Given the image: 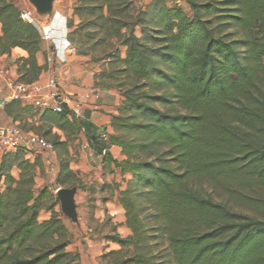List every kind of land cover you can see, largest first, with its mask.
Instances as JSON below:
<instances>
[{
	"label": "trees",
	"instance_id": "obj_1",
	"mask_svg": "<svg viewBox=\"0 0 264 264\" xmlns=\"http://www.w3.org/2000/svg\"><path fill=\"white\" fill-rule=\"evenodd\" d=\"M20 13L16 0H0V56L26 51L19 81L33 83L46 70L36 57L43 42ZM73 15L79 24L68 39L80 37L92 62L104 60L96 50L106 42L125 48L123 58L118 48L105 55L120 58L125 79L113 86L122 93L113 134L101 141L87 115L69 110L41 120L65 134L50 138L56 150L69 153L84 134L96 154L105 152L104 165L130 176L118 203L132 235L106 237L136 250L119 264H158L151 241L162 236L174 264H264V0H77ZM5 112L20 127L33 111L11 101ZM112 147L124 160L112 158ZM42 170L41 157L24 150L1 159L0 264L77 260L66 250L58 198L47 188L36 194ZM73 178L62 160L57 184L74 186ZM44 211L50 218L40 221ZM150 220L158 225L150 229Z\"/></svg>",
	"mask_w": 264,
	"mask_h": 264
},
{
	"label": "rangeland",
	"instance_id": "obj_2",
	"mask_svg": "<svg viewBox=\"0 0 264 264\" xmlns=\"http://www.w3.org/2000/svg\"><path fill=\"white\" fill-rule=\"evenodd\" d=\"M16 1L20 9L28 8V7L33 9V7L30 5V3L27 0H16ZM64 1L66 4H68L67 0ZM131 1L134 2V0ZM55 2H57V0ZM179 2H180L179 0L172 1L173 4L175 3L180 4L181 2L180 3ZM66 4H64V7H67ZM186 10L189 11L187 7ZM49 21L45 20L44 23H48ZM73 28L75 27H72V30L70 31L71 33L76 29ZM72 38H73L72 44L78 51H81L82 53H86V54L87 52L91 51L88 48V46L84 44L83 40L82 39H81L82 41L80 40V37H77V35L74 36L73 34ZM117 48L120 50L121 57L123 58V56L125 55V48L121 47L114 40L110 43L106 42L103 48L96 50L97 55L100 58L104 59V60H100V62L101 63L105 62L108 64V69L106 70V72H104L106 77L103 81L107 83V85H110L112 87L114 86L116 88L119 84L125 81V79L122 76H119L117 74V71L121 70L123 66L120 63V58L115 59L112 56H105V55L111 52H112L111 54L115 53ZM124 87L125 89L129 88L127 85H125ZM117 90L120 92L119 89ZM32 115L33 112L30 114H25L26 117ZM25 116L23 120L18 123L19 124L21 123L20 127L22 129L25 128L26 130H28L32 125L31 123L28 122V117L26 118ZM0 121L4 122L1 118ZM12 123H14V121ZM33 129L37 132L36 134H39L40 132L43 133L44 130L43 128H41L40 125L38 126L34 125ZM41 136L44 135L41 134ZM44 137L46 138V136ZM106 142L109 143V134H108V140ZM91 147L92 146L90 145L88 138L85 135L83 136L80 135L73 143H71V148L69 149V153L65 152L63 149L61 150L55 149L54 154L51 156L41 155L43 170L38 172L36 178V188H35L36 194L40 190L47 188L55 195V197H57L56 191L59 188H74V187L78 188V192L76 195V203L78 205V215H79L78 225L74 224L70 219L64 216L61 210L60 202L55 207V211L59 213V215H61V218L63 219L65 225L67 226L70 232L69 235L70 245L66 250L70 253H73L74 256H77V260L75 261L74 264H119L120 262L126 261L131 257H133L136 253V250L133 247H121L117 244H116L117 246H112L111 244L114 243L108 242L106 240V237L115 235L116 233L111 234L113 231H115V230L112 231V229H114L113 226L114 224L112 223L111 217L107 213H104L103 214L104 216L100 217L101 212L103 211V208L100 205V201H102L103 198L106 199L112 198L115 193L119 191H123L125 188L118 189L115 187V184H111V185L105 184L108 186H104L102 184V182L112 183L113 180H111L110 178L113 175V173L110 170V168H108V165H104L103 162L104 155L94 154ZM35 153L36 154H34L32 160H35L36 155L41 154L39 151H35ZM121 156H122V152H121ZM2 157L3 154H0L1 159ZM122 158L124 160V156H122ZM62 160L64 162H67L71 170L75 173V179L74 178L72 179L73 182L75 181L74 186L73 184H71L65 187L64 186L61 187L60 185L57 184V177L60 172V163L62 162ZM53 166L54 168H56V171L54 173L49 172L50 167ZM112 167L115 166L112 165ZM117 172L118 174H120L119 170H117ZM121 176L122 175L120 174V177L118 178L119 184L124 183L126 186L125 182L130 178L127 179L125 178L126 176H122V177ZM112 187H114V189H111ZM119 196L120 195L118 193L117 197L119 198ZM47 218H49V215L44 211L42 212V215L39 220L42 221V219H47ZM148 225H149L148 227H150L151 229V228H155L158 224L154 220H150L148 222ZM4 234L1 233L0 236H3ZM131 235L132 232L129 236ZM150 236L153 237V234H150ZM151 244L153 245L151 255H154L156 257L158 264H174L169 255L170 253L167 250L168 245L165 241V236H162L161 241L158 242L152 240Z\"/></svg>",
	"mask_w": 264,
	"mask_h": 264
},
{
	"label": "crops",
	"instance_id": "obj_3",
	"mask_svg": "<svg viewBox=\"0 0 264 264\" xmlns=\"http://www.w3.org/2000/svg\"><path fill=\"white\" fill-rule=\"evenodd\" d=\"M152 1L153 0H134V3L138 7H146L151 4ZM165 1L171 3L173 0ZM179 1L181 2V0ZM67 2L68 4H66L64 0H57L54 6L56 8L57 13L61 17L66 18L69 31H71L72 27H77V25L79 24V19L73 15V8L76 0H67ZM64 4H66L67 7H64ZM57 21L62 22L63 20L61 18H58ZM1 35L2 29L0 24V36ZM51 49V43H41V51L36 56L37 63L40 67H45L46 70L39 76L36 82H41L42 84H45L49 78H56L60 86V90L63 92L64 95L82 100L84 115H87L89 121L93 125H95L98 130H105L104 132L109 135L113 134L111 120L112 117L114 115H117L118 113V107L122 102V97L121 93L116 88L107 85V83L103 81L106 77L104 72H106V70L108 69V64L105 62H92L90 56H87L84 53L78 51L75 47L74 50L67 53L65 63L57 62L49 64L47 62V59L51 53ZM28 57V53L20 48L13 49L12 52L8 55L0 56V58L12 68L14 74L18 78H20V75L18 74V66L20 60ZM123 57H125V55ZM9 94V90L6 88L3 81L0 80V102L7 99L9 97ZM86 95H91V97L89 99H85L84 97ZM21 104L22 106L28 107L33 111L32 116H27L28 122L31 123L32 127H34V125H40L41 128L44 129V131H51V138L57 136L60 138L61 141H66V136L62 131L58 130L56 126H54L50 122L46 120H41V116L44 114V112L34 108L29 103L21 102ZM0 118L7 123L13 122L11 118L7 117L5 109L2 108H0ZM28 133L36 134L37 132L35 130H30V132ZM81 135L83 136L84 134ZM50 137H46L47 140ZM109 153L112 155V158L114 160L119 162L123 160L121 156V149L114 147L110 149ZM94 154L96 153L94 152ZM108 168H110L113 173L110 179L113 180L114 183L102 182V184L104 186H108L109 184H119L118 178L120 177V174H118L117 170L115 169V167H112V165H108ZM125 178L129 179L130 176H126ZM122 184H119L118 187H115L118 189H124L126 186L124 183ZM118 193L119 192L115 193L114 195L112 194V198H103L102 201H100V205L103 208L100 217L104 216V213H107L111 217L112 223L114 224V229H112V231L115 230L111 234L116 233L118 235H121L122 237H128L131 234V231L127 228L125 224L126 218L124 209L119 205L117 201ZM47 214L50 218V214ZM49 218L42 220H48ZM111 245L117 246L116 244Z\"/></svg>",
	"mask_w": 264,
	"mask_h": 264
},
{
	"label": "built area",
	"instance_id": "obj_4",
	"mask_svg": "<svg viewBox=\"0 0 264 264\" xmlns=\"http://www.w3.org/2000/svg\"><path fill=\"white\" fill-rule=\"evenodd\" d=\"M20 18L38 32L41 41L52 44L51 53L47 59L49 64L66 62L67 53L74 50V47L68 39L70 31L65 17L56 13L52 20L44 23L35 11L28 7L21 9ZM58 18H61L63 22H58ZM0 80L10 92L9 97L0 102L2 109H5L11 101H21L29 103L42 112L61 114L69 110L76 118L84 116L82 100L64 95L56 78H49L45 84L41 82L23 83L19 81L12 68L0 58ZM90 97L91 95H86L84 98L89 99ZM100 140L106 142L108 134L101 131ZM18 150L26 151L28 158L33 159L35 151L41 153L35 157L51 156L54 154L55 147L43 136L25 132L17 124L0 121V154L4 155ZM55 171L54 166L50 167L49 172L54 173Z\"/></svg>",
	"mask_w": 264,
	"mask_h": 264
},
{
	"label": "water",
	"instance_id": "obj_5",
	"mask_svg": "<svg viewBox=\"0 0 264 264\" xmlns=\"http://www.w3.org/2000/svg\"><path fill=\"white\" fill-rule=\"evenodd\" d=\"M35 10L41 21L52 20L57 11H55L56 0H27ZM67 109V106L65 105ZM105 131V130H104ZM78 188H59L56 196L60 202L62 213L70 219L74 224H79L78 205L76 203V195Z\"/></svg>",
	"mask_w": 264,
	"mask_h": 264
},
{
	"label": "bare ground",
	"instance_id": "obj_6",
	"mask_svg": "<svg viewBox=\"0 0 264 264\" xmlns=\"http://www.w3.org/2000/svg\"><path fill=\"white\" fill-rule=\"evenodd\" d=\"M63 22V21H62Z\"/></svg>",
	"mask_w": 264,
	"mask_h": 264
}]
</instances>
